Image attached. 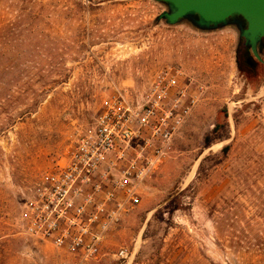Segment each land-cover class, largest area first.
<instances>
[{
  "label": "rangeland",
  "instance_id": "1",
  "mask_svg": "<svg viewBox=\"0 0 264 264\" xmlns=\"http://www.w3.org/2000/svg\"><path fill=\"white\" fill-rule=\"evenodd\" d=\"M165 11L154 0H0V264H264V64L235 27L169 26ZM169 68L202 96L101 256L27 235L35 189L105 102L136 103Z\"/></svg>",
  "mask_w": 264,
  "mask_h": 264
},
{
  "label": "built area",
  "instance_id": "2",
  "mask_svg": "<svg viewBox=\"0 0 264 264\" xmlns=\"http://www.w3.org/2000/svg\"><path fill=\"white\" fill-rule=\"evenodd\" d=\"M169 68L141 100L115 94L93 131L48 172L26 206V233L85 261L97 260L111 227L139 201L140 189L165 163L203 93ZM126 258V250L120 252Z\"/></svg>",
  "mask_w": 264,
  "mask_h": 264
},
{
  "label": "water",
  "instance_id": "3",
  "mask_svg": "<svg viewBox=\"0 0 264 264\" xmlns=\"http://www.w3.org/2000/svg\"><path fill=\"white\" fill-rule=\"evenodd\" d=\"M167 6L159 21L175 26L187 21L204 32L235 27L244 46L261 64L264 43V0H154Z\"/></svg>",
  "mask_w": 264,
  "mask_h": 264
},
{
  "label": "trees",
  "instance_id": "4",
  "mask_svg": "<svg viewBox=\"0 0 264 264\" xmlns=\"http://www.w3.org/2000/svg\"><path fill=\"white\" fill-rule=\"evenodd\" d=\"M263 45H264V43H263ZM212 143L213 142L211 141V139H208L205 145H206L207 148H209L212 145ZM229 149H230L229 147H225L223 149L222 154L224 155V157L228 154Z\"/></svg>",
  "mask_w": 264,
  "mask_h": 264
}]
</instances>
